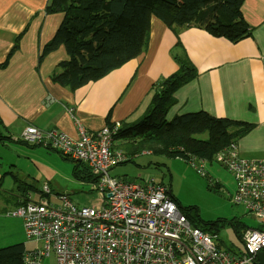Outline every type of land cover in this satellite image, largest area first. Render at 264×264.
I'll return each instance as SVG.
<instances>
[{
    "label": "crops",
    "instance_id": "crops-1",
    "mask_svg": "<svg viewBox=\"0 0 264 264\" xmlns=\"http://www.w3.org/2000/svg\"><path fill=\"white\" fill-rule=\"evenodd\" d=\"M51 1L0 0V154L3 149L16 151L5 144L4 139L8 136L10 141L20 142L19 138L29 125L42 130H59L73 137H77L79 125L91 134H97L105 126H130L146 115L152 95L156 89H161L164 79L187 64L193 66L196 76L173 93L175 101L166 119L204 111L212 117L241 121L249 130L236 141L239 155L245 159H264V0H243L240 10L252 30L250 36L236 43L215 36L194 23L169 27L162 19L152 16L150 38L144 53L99 79L76 87L54 80L55 75L65 69L64 61L69 59L65 48L61 46L44 52L63 19L62 12H47ZM138 144V139L121 137L120 133L111 139V148L130 157L117 166L132 162L140 153L153 152L152 147L139 152L135 148ZM175 147L185 151L182 146ZM22 156L20 152L18 157ZM191 157L200 160L203 167L206 163L213 164L195 155ZM4 160L0 157V234L1 223L8 228L16 219L7 213L29 200L15 193L16 180H20L16 177L19 168L15 165L21 159L11 166ZM191 162L190 166L196 168ZM214 162L219 169L228 170L216 159ZM36 170L40 172L38 168ZM10 172L13 174L11 180ZM125 172L119 171L114 177L126 181ZM232 177L234 179L233 174ZM38 178L34 179L41 181L42 176ZM149 178L153 179L148 177L138 182ZM235 188L234 184L233 191L228 189L232 203ZM8 191L10 197L6 196ZM42 192L43 196L51 195L50 185H45ZM47 197L49 200L41 201L56 205L50 200L52 196ZM243 210L251 225L242 219L234 221L236 226L227 224L241 240L247 228H261L245 206ZM218 232L215 230L214 233ZM218 243L233 254L244 252L243 244L235 245L220 239Z\"/></svg>",
    "mask_w": 264,
    "mask_h": 264
},
{
    "label": "built area",
    "instance_id": "built-area-1",
    "mask_svg": "<svg viewBox=\"0 0 264 264\" xmlns=\"http://www.w3.org/2000/svg\"><path fill=\"white\" fill-rule=\"evenodd\" d=\"M119 129V124L105 126L91 134L79 125L77 137L31 125L24 129L19 140L87 163L101 198L95 205L78 206L61 195L60 205L27 201L8 212L23 219L28 240L36 243L25 252L23 264H43L45 256L50 264H249L264 250V159L241 157L236 142L216 155V161L233 173V202L260 219L259 230L244 232V252L233 254L190 225L166 185L152 178L133 182L111 175L115 166L130 159L110 146ZM196 167L204 173L203 165Z\"/></svg>",
    "mask_w": 264,
    "mask_h": 264
},
{
    "label": "trees",
    "instance_id": "trees-1",
    "mask_svg": "<svg viewBox=\"0 0 264 264\" xmlns=\"http://www.w3.org/2000/svg\"><path fill=\"white\" fill-rule=\"evenodd\" d=\"M242 2L243 0H52L47 12H62L63 19L54 36L45 45L44 52L64 47L69 59L64 61L65 69L56 74L54 80L72 87L84 85L146 51L152 16L162 19L169 27L194 23L211 34L226 37L234 43L250 36L252 28L242 16ZM195 76V69L187 64L167 76L161 89H156L152 95L151 106L146 115L130 126H122L119 129L121 137L138 139L139 144L135 148L139 152L145 147H152L155 153L184 158L179 154L181 153L185 155L184 159L195 155L214 162L219 152L236 142L249 128L241 121L212 117L204 111L177 115L168 121L166 114L175 101L173 93ZM173 146H182L185 151L178 150L174 154L170 151ZM76 164V178L94 182V172L87 163ZM202 175H207L206 170ZM215 185L216 189L223 187L219 180ZM183 212L193 224L200 225L211 233L215 232L214 226L217 223L223 222H196L188 211ZM234 221L238 222V219L228 223L236 226ZM25 252L24 243L0 248V264H23Z\"/></svg>",
    "mask_w": 264,
    "mask_h": 264
},
{
    "label": "rangeland",
    "instance_id": "rangeland-1",
    "mask_svg": "<svg viewBox=\"0 0 264 264\" xmlns=\"http://www.w3.org/2000/svg\"><path fill=\"white\" fill-rule=\"evenodd\" d=\"M144 110L145 107L143 106L142 113ZM6 137L4 143L16 151L3 149L2 154H0L1 160L5 159L3 162H8L11 166L12 163H17L18 158L21 159L19 164L15 165L19 168L16 177L20 178V180H16L18 187L15 193L25 196L29 199L28 201L33 202H39L42 199L49 200L47 196H52L50 200L56 205H60L62 202L59 198L61 194L67 195L78 206H91L98 203L101 194L97 190L96 184L76 178L78 175L75 171L76 162L65 159L58 151H45L41 145L21 140L14 143L10 141L8 136ZM173 148L176 147L173 146L170 151L176 154L177 151H174ZM20 152H22V157H18ZM179 154L185 158L184 154ZM184 158L176 155L170 156L167 153L144 152L137 155L132 162L117 166L110 173L117 176L119 171H126V181L138 182L141 179L153 177L155 181L168 184L182 211H188L196 222L201 220L202 223H213L222 220L223 222L214 226L219 231L217 233L218 238L227 243L232 242L235 245L236 243L241 245L242 240L237 238L233 227L227 224L237 218L251 225V220L244 212L242 205H235L228 198L229 190H234V184L236 187V182L232 177L233 173L223 167L219 169V165L210 161L213 164H205L204 169L207 175L203 176L194 166L191 167V161ZM192 161L196 166L201 164L200 160L194 159ZM12 175V172L8 174L9 179ZM38 176H42L41 181L34 179H39ZM217 180H221L223 185L220 189H216L215 182ZM45 185H50L51 195L43 196L42 191ZM4 186L7 187L5 184ZM6 196L10 197V191L6 193ZM12 224V226L9 224L11 227L6 228L1 223L0 246L24 242L26 248H35V242L27 241L22 218L16 216ZM42 263L50 264L49 257L45 256Z\"/></svg>",
    "mask_w": 264,
    "mask_h": 264
},
{
    "label": "bare ground",
    "instance_id": "bare-ground-1",
    "mask_svg": "<svg viewBox=\"0 0 264 264\" xmlns=\"http://www.w3.org/2000/svg\"><path fill=\"white\" fill-rule=\"evenodd\" d=\"M223 151H224V150H222L221 152H223ZM221 152H219V153H221ZM219 153H218V154H219ZM248 160H249V161H254L255 159H248ZM196 169H197V167H196ZM197 171H198V169H197ZM168 188L170 189L169 186H168ZM170 190H171V189H170ZM249 212L255 216V219L257 220V223L260 224V219H259V217H258L257 215H255L253 212H251L250 210H249ZM188 221H189L190 225H191L193 228H199V229H201L203 232L210 234V235L212 236V240L215 242L216 246H217L218 248H221V247L219 246V243H218L219 238H218L217 233H211V232H209V231H206V230H204L200 225H195V224H193L189 219H188ZM249 228H253V229H255V230H259V229H260L259 226H254V227H249ZM247 229H248V228H247ZM245 231H246V230H245ZM245 231H244V232H245ZM243 236H244V233H243L242 237H243ZM242 244H243V248H244V250H245L244 243L242 242ZM229 252H230V251H229ZM231 253H232V252H231ZM257 255H258V253H257L256 256L253 258V260H251V262H250L249 264H252L253 262H259V261H258V258H257Z\"/></svg>",
    "mask_w": 264,
    "mask_h": 264
},
{
    "label": "water",
    "instance_id": "water-1",
    "mask_svg": "<svg viewBox=\"0 0 264 264\" xmlns=\"http://www.w3.org/2000/svg\"><path fill=\"white\" fill-rule=\"evenodd\" d=\"M257 258L261 264H264V251L259 252Z\"/></svg>",
    "mask_w": 264,
    "mask_h": 264
}]
</instances>
